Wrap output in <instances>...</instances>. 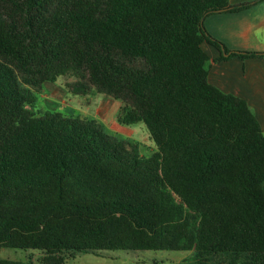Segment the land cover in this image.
<instances>
[{"label":"trees","instance_id":"trees-1","mask_svg":"<svg viewBox=\"0 0 264 264\" xmlns=\"http://www.w3.org/2000/svg\"><path fill=\"white\" fill-rule=\"evenodd\" d=\"M258 1L0 0V247L43 264L102 250L264 264V133L245 100L209 83L201 48L263 57L202 24ZM65 76L73 94L120 101L117 122H143L155 150L93 119L38 115L29 86Z\"/></svg>","mask_w":264,"mask_h":264},{"label":"crops","instance_id":"crops-1","mask_svg":"<svg viewBox=\"0 0 264 264\" xmlns=\"http://www.w3.org/2000/svg\"><path fill=\"white\" fill-rule=\"evenodd\" d=\"M245 1L252 0H229L232 4ZM202 24L206 32L228 50L264 52V0H259L251 7L237 12L208 15L202 20ZM201 48L209 57L207 62L209 83L223 92L245 100L264 133V56L245 59L231 57L215 61L214 59L220 55L218 49L206 42L201 44ZM119 105V101H113L106 112L117 111ZM49 107L56 110L55 105ZM62 109L64 114L79 116L77 112L79 109L74 106L67 104L62 106ZM105 117L97 121L102 126L104 123L101 121H105ZM113 124L114 129L111 130L114 133L111 135L124 139L122 131L126 128L125 125Z\"/></svg>","mask_w":264,"mask_h":264},{"label":"rangeland","instance_id":"rangeland-1","mask_svg":"<svg viewBox=\"0 0 264 264\" xmlns=\"http://www.w3.org/2000/svg\"><path fill=\"white\" fill-rule=\"evenodd\" d=\"M74 80L76 78L73 76H65L54 82L43 83L37 88L29 86L31 92L36 96L37 114L41 115L47 110H52V107L49 106L53 105L57 111L62 113V106L68 104L77 110L79 109L77 112L83 119L91 118L97 122L107 115L105 121L101 122L104 123L105 130L109 134H113L114 131L111 129H114L113 123H118L116 118L119 108L112 113L106 111L111 107V103L116 100L97 92L94 88H91L89 94L84 96L73 94L69 91L67 83ZM65 107L63 108L65 109ZM125 127L122 131L124 132V140L136 141L138 151L142 155H149L155 150V144L143 122L125 125ZM41 255L42 252L38 250L0 247V260L23 264H43ZM190 255L191 252L184 250H102L98 254L92 252H79L72 256L68 254L63 264H180Z\"/></svg>","mask_w":264,"mask_h":264},{"label":"water","instance_id":"water-1","mask_svg":"<svg viewBox=\"0 0 264 264\" xmlns=\"http://www.w3.org/2000/svg\"><path fill=\"white\" fill-rule=\"evenodd\" d=\"M224 55H226V53H223Z\"/></svg>","mask_w":264,"mask_h":264}]
</instances>
